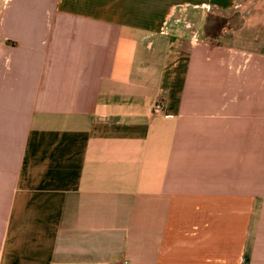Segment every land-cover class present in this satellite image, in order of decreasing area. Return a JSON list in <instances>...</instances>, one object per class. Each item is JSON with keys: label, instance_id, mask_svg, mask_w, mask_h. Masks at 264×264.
Returning a JSON list of instances; mask_svg holds the SVG:
<instances>
[{"label": "crops", "instance_id": "crops-1", "mask_svg": "<svg viewBox=\"0 0 264 264\" xmlns=\"http://www.w3.org/2000/svg\"><path fill=\"white\" fill-rule=\"evenodd\" d=\"M250 1L0 0V264H264V53L201 29Z\"/></svg>", "mask_w": 264, "mask_h": 264}, {"label": "rangeland", "instance_id": "rangeland-1", "mask_svg": "<svg viewBox=\"0 0 264 264\" xmlns=\"http://www.w3.org/2000/svg\"><path fill=\"white\" fill-rule=\"evenodd\" d=\"M249 5V9L245 8V10L241 11L233 8L227 14L215 9L206 10L204 24L201 27L207 35L211 36H217L216 34L220 32L222 27L229 30V33L221 38V41L217 37V39L219 38L217 43L225 47V49H235L228 51L229 61L226 66L230 70L229 79H236L240 84L245 80L246 74L244 75V73L253 66V63L249 66V69L247 68L240 74H232L231 71H238V68L236 69L232 65L237 55H240L242 51L250 52L251 55L264 53V4L252 6L253 4L250 1ZM198 38L199 35L197 33L196 39L198 40ZM237 82H235L236 85ZM239 91L241 89H236V93Z\"/></svg>", "mask_w": 264, "mask_h": 264}, {"label": "built area", "instance_id": "built-area-1", "mask_svg": "<svg viewBox=\"0 0 264 264\" xmlns=\"http://www.w3.org/2000/svg\"><path fill=\"white\" fill-rule=\"evenodd\" d=\"M194 38L191 42L194 44L196 42ZM239 69V68H238ZM150 112L152 114L160 115L164 112V102L161 99H157L156 102L150 107Z\"/></svg>", "mask_w": 264, "mask_h": 264}]
</instances>
